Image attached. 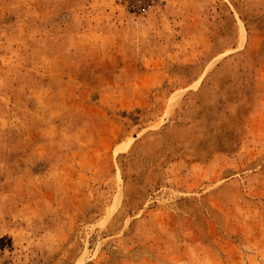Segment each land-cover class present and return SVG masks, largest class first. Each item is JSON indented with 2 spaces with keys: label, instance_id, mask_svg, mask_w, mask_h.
Segmentation results:
<instances>
[{
  "label": "rangeland",
  "instance_id": "1",
  "mask_svg": "<svg viewBox=\"0 0 264 264\" xmlns=\"http://www.w3.org/2000/svg\"><path fill=\"white\" fill-rule=\"evenodd\" d=\"M0 264H264V0H0Z\"/></svg>",
  "mask_w": 264,
  "mask_h": 264
}]
</instances>
